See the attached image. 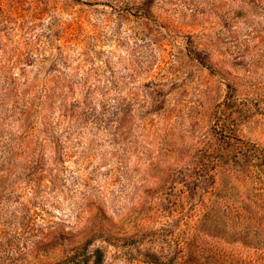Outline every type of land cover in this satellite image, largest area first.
<instances>
[{
	"label": "rangeland",
	"instance_id": "rangeland-1",
	"mask_svg": "<svg viewBox=\"0 0 264 264\" xmlns=\"http://www.w3.org/2000/svg\"><path fill=\"white\" fill-rule=\"evenodd\" d=\"M72 259L264 264V0H0V264Z\"/></svg>",
	"mask_w": 264,
	"mask_h": 264
},
{
	"label": "trees",
	"instance_id": "trees-1",
	"mask_svg": "<svg viewBox=\"0 0 264 264\" xmlns=\"http://www.w3.org/2000/svg\"><path fill=\"white\" fill-rule=\"evenodd\" d=\"M99 260H100V259L98 258V261H99ZM71 262H72V264H77L75 259H72ZM62 264H65V263L63 262Z\"/></svg>",
	"mask_w": 264,
	"mask_h": 264
}]
</instances>
